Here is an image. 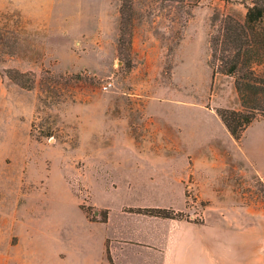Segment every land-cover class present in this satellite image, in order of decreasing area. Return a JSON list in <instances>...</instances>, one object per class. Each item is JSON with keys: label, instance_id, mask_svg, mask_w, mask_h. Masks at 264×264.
I'll return each mask as SVG.
<instances>
[{"label": "rangeland", "instance_id": "374dc122", "mask_svg": "<svg viewBox=\"0 0 264 264\" xmlns=\"http://www.w3.org/2000/svg\"><path fill=\"white\" fill-rule=\"evenodd\" d=\"M132 9L131 36L119 44L128 28L118 0H0V213L5 194L31 193L16 217L46 240L54 226L64 235L81 220L78 206L99 220L104 206L160 203L105 148L119 131L154 143L147 132L164 127L169 143L179 129L205 147L219 143L241 167L219 176L221 195L211 201H196L186 184L182 218L226 216L238 234L254 223L264 232V184L254 169L264 175V119L231 139L216 110L240 109L233 80L211 78L209 66V37L225 15L244 17L241 0H136ZM11 70L30 72L33 87L15 84ZM212 208L222 213L213 217Z\"/></svg>", "mask_w": 264, "mask_h": 264}, {"label": "crops", "instance_id": "0c3cea01", "mask_svg": "<svg viewBox=\"0 0 264 264\" xmlns=\"http://www.w3.org/2000/svg\"><path fill=\"white\" fill-rule=\"evenodd\" d=\"M147 133L154 143H135L127 131H119L114 137L117 143L105 151L114 154L112 160L119 167H131V180L154 187L160 203L123 205L115 212L104 206L105 222L90 220L78 206L81 220L66 228L64 235L54 226L44 240L33 221L16 217L31 193L5 194L0 213L1 264H264V232L257 223L247 227V236L234 232L226 216L198 223L130 212L131 208H170L184 213L186 184L196 201H211L221 195L219 176L241 168L219 143L205 147L179 129L171 130L174 143H169L164 127ZM254 169L264 184V175L255 165ZM8 205L14 208L10 214L4 209ZM217 212L214 209L210 215L217 217Z\"/></svg>", "mask_w": 264, "mask_h": 264}, {"label": "trees", "instance_id": "16d2710c", "mask_svg": "<svg viewBox=\"0 0 264 264\" xmlns=\"http://www.w3.org/2000/svg\"><path fill=\"white\" fill-rule=\"evenodd\" d=\"M120 28L118 43L127 42L134 20L136 0H118ZM230 2V0H221ZM245 9L242 19L225 15L209 37L211 78H232L240 109L220 108L216 115L229 135L238 142L245 130L264 119V0H241ZM8 78L23 89H31L30 72L11 70ZM130 212L166 219H181L182 213L164 208H131ZM91 220V219H90ZM106 214L98 221L105 222ZM95 221V220H93Z\"/></svg>", "mask_w": 264, "mask_h": 264}]
</instances>
